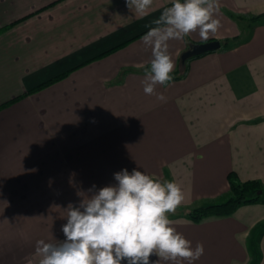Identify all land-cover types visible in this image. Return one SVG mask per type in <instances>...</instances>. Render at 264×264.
Masks as SVG:
<instances>
[{"label":"crops","instance_id":"obj_1","mask_svg":"<svg viewBox=\"0 0 264 264\" xmlns=\"http://www.w3.org/2000/svg\"><path fill=\"white\" fill-rule=\"evenodd\" d=\"M171 3L141 16L125 0H0V264H39L36 242L65 239L68 205L122 169L174 180L180 211L224 199L229 171L264 185V16L248 19L264 0H219L208 40L220 47L157 85L161 102L143 91L152 55L141 37ZM197 42L198 32L168 42L174 71ZM169 218L204 245L194 264H264V202Z\"/></svg>","mask_w":264,"mask_h":264},{"label":"clouds","instance_id":"obj_2","mask_svg":"<svg viewBox=\"0 0 264 264\" xmlns=\"http://www.w3.org/2000/svg\"><path fill=\"white\" fill-rule=\"evenodd\" d=\"M127 7L147 15L153 0H125ZM219 0H172L152 21L141 37L151 49L150 66L144 67L142 81L146 95L166 102L156 86L169 85L175 64L169 54L170 40H183L198 32L207 41L221 27L216 17ZM117 182L95 190L79 205L69 204L61 231L65 239L58 243L36 242L39 264H194L204 255V245L192 242L173 226L169 214H175L185 200L181 186L161 181L133 169L114 173ZM155 256L158 259L151 260Z\"/></svg>","mask_w":264,"mask_h":264},{"label":"trees","instance_id":"obj_3","mask_svg":"<svg viewBox=\"0 0 264 264\" xmlns=\"http://www.w3.org/2000/svg\"><path fill=\"white\" fill-rule=\"evenodd\" d=\"M262 16H264V13L254 14L248 16V19L251 21H257L261 19ZM233 39L234 38L224 39L222 41L223 47L228 46ZM117 46H114L105 52H108L116 48ZM180 63H181L180 69H175V71H173V74H171L173 75L174 78L181 76L182 73L185 71L184 61L182 60V62ZM66 72L67 71L61 72L49 79H46L45 81H42L41 83L29 89L27 92L36 90L44 85L49 84L50 82L65 75ZM227 179L229 183V193L224 199L217 201L216 200L208 201L204 204L194 206L191 209L187 210V212L184 213L183 216L193 220H198L204 216H208L212 214L215 215L228 214L241 204L264 202V185H262V183L258 179L241 180L237 177L234 171L228 172Z\"/></svg>","mask_w":264,"mask_h":264},{"label":"water","instance_id":"obj_4","mask_svg":"<svg viewBox=\"0 0 264 264\" xmlns=\"http://www.w3.org/2000/svg\"><path fill=\"white\" fill-rule=\"evenodd\" d=\"M219 47H220V41L217 39L193 43L189 46L188 49H186L185 51L181 53L180 58L181 60L184 61L185 59L189 57L200 55L207 51L215 50Z\"/></svg>","mask_w":264,"mask_h":264},{"label":"rangeland","instance_id":"obj_5","mask_svg":"<svg viewBox=\"0 0 264 264\" xmlns=\"http://www.w3.org/2000/svg\"><path fill=\"white\" fill-rule=\"evenodd\" d=\"M261 182V181H260ZM187 212V209H185L184 211H180V210H178L177 209V211H176V213L175 214H178V213H182L183 215H184V213H186ZM170 215H172V214H170Z\"/></svg>","mask_w":264,"mask_h":264}]
</instances>
